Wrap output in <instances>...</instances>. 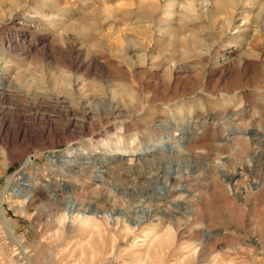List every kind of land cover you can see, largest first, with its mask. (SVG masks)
Returning <instances> with one entry per match:
<instances>
[{
    "label": "rangeland",
    "instance_id": "rangeland-1",
    "mask_svg": "<svg viewBox=\"0 0 264 264\" xmlns=\"http://www.w3.org/2000/svg\"><path fill=\"white\" fill-rule=\"evenodd\" d=\"M0 76V264H264V0H0Z\"/></svg>",
    "mask_w": 264,
    "mask_h": 264
},
{
    "label": "bare ground",
    "instance_id": "bare-ground-1",
    "mask_svg": "<svg viewBox=\"0 0 264 264\" xmlns=\"http://www.w3.org/2000/svg\"><path fill=\"white\" fill-rule=\"evenodd\" d=\"M28 27V26H27ZM24 28H26L25 26H24ZM30 28V27H29ZM34 36V35H33ZM22 38H23V40L21 41V43H23V42H25L24 40L26 39V38H29V40L27 39L26 41L28 42L29 41V45H30V47H28V49H26L27 51L26 52H21L20 53V51L19 52H16L15 50H13L14 49V47H16V46H18V42H16V41H14V42H12V41H8L7 40V45H8V47L6 48V49H8L7 51H9L10 50V52L11 51H14V53H18V55H22V54H25V55H28L27 54V52H29V48H30V50H33V49H36L37 47H39V48H42V49H47V48H49V39H47V38H44V37H36L37 39H35V41H34V43L32 44V41H31V36L30 35H28V34H24L23 36H22ZM31 41V42H30ZM20 43V44H21ZM38 45H40V46H38ZM12 48V49H11ZM45 51V50H44ZM43 51V52H44ZM48 51V50H47ZM229 56L228 57H232L233 55H234V53L233 52H230V53H227ZM238 57V56H237ZM237 57H235V58H237ZM234 58V57H233ZM228 60H229V58H228ZM230 62H231V60H229ZM223 63V62H222ZM227 63V65H228V62H226ZM222 65H225V64H222ZM4 81V78H3V76H0V84H2V82ZM166 127H162V129H165ZM189 130H190V128H188ZM189 133V132H188ZM192 135H195V132H194V130H190V137H189V140H187L184 144L186 145V146H188L190 143H191V140L193 139L192 138ZM163 138V139H162ZM166 137H160L159 139H158V141H159V143H156V144H154V146H157L158 144L160 145L159 147H154L153 149H154V151H155V153L157 152V155H163L164 154V152H165V150L163 149V146L165 145V139ZM249 138H250V136H249ZM160 141H163L162 143L160 142ZM162 144V145H161ZM71 158H73V157H71V156H64V157H62V159L60 160V162H58L59 164H66L67 162H69L70 161V159ZM98 159V158H97ZM96 159V160H97ZM89 161L90 162H92V163H94L95 161H94V159H89ZM98 161H104V158L103 157H99V159H98ZM21 179L20 180H22V181H24L25 180V178H26V176L24 175V173H22L21 174ZM25 177V178H24ZM173 181H176L175 180V178H173ZM31 185V184H30ZM30 185L27 183V185H26V183L25 184H23L22 185V187L23 188H25V189H28V190H31V189H34V188H36V185H33L34 187L33 188H31L30 187ZM164 186H166V184H164ZM172 192V190H166V192H165V194H170ZM29 196L27 195V196H25V198H28ZM60 203H65V204H70V205H74L75 206V200H74V198L71 196H69V197H67V199H65V200H63V201H59ZM76 208V207H75ZM75 211H76V215H78L80 218H82V219H87L88 220V218L86 217V211H81V210H79V209H75ZM101 217H103V218H106L107 219V221L108 220H114V218H113V216L111 215V214H109L108 215V213H105L104 215H102ZM4 219V218H3ZM90 220H93V219H91L90 218ZM172 228V227H171ZM167 230H170L169 228H167ZM157 235H158V233H152V234H150V236H149V239L148 240H146V241H144L145 242V245L144 246H149V245H151L152 243H153V238L154 239H156L155 237H157ZM164 236V239H165V237H166V233L163 235ZM163 236H162V238H163Z\"/></svg>",
    "mask_w": 264,
    "mask_h": 264
},
{
    "label": "water",
    "instance_id": "water-1",
    "mask_svg": "<svg viewBox=\"0 0 264 264\" xmlns=\"http://www.w3.org/2000/svg\"><path fill=\"white\" fill-rule=\"evenodd\" d=\"M231 133H232V135H236V134H238V133H237L236 131H234V130H233ZM243 136H247V135H244V134H243ZM163 149L168 150V149L165 147V145L163 146ZM170 150H172V148H171Z\"/></svg>",
    "mask_w": 264,
    "mask_h": 264
}]
</instances>
